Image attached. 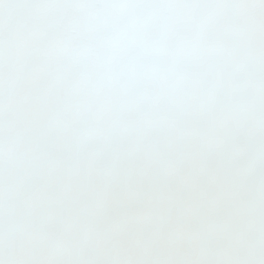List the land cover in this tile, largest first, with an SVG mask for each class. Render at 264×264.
Wrapping results in <instances>:
<instances>
[{
    "label": "snow or ice",
    "instance_id": "6c2138e0",
    "mask_svg": "<svg viewBox=\"0 0 264 264\" xmlns=\"http://www.w3.org/2000/svg\"><path fill=\"white\" fill-rule=\"evenodd\" d=\"M0 264H264V0H0Z\"/></svg>",
    "mask_w": 264,
    "mask_h": 264
}]
</instances>
